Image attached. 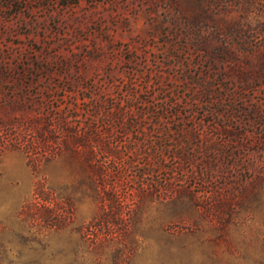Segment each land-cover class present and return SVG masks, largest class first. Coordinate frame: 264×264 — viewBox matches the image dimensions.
I'll return each mask as SVG.
<instances>
[{"label":"rangeland","instance_id":"374dc122","mask_svg":"<svg viewBox=\"0 0 264 264\" xmlns=\"http://www.w3.org/2000/svg\"><path fill=\"white\" fill-rule=\"evenodd\" d=\"M40 116L121 169L0 130V264H264V0H0V121Z\"/></svg>","mask_w":264,"mask_h":264},{"label":"trees","instance_id":"16d2710c","mask_svg":"<svg viewBox=\"0 0 264 264\" xmlns=\"http://www.w3.org/2000/svg\"><path fill=\"white\" fill-rule=\"evenodd\" d=\"M99 109L95 111L98 113ZM143 115V114H142ZM133 120L130 126L124 121V113L122 111L115 112H106V115L102 119L103 125L105 128H117L122 130V133H126L129 129L134 127L135 125L138 127H142L144 123V118ZM59 124L57 126L51 124L49 120L45 117H38L34 120H28L26 122H6L0 121V130H6L5 138L1 141L2 149H7L9 143L13 142V144L18 145L27 152L30 157V163L34 166V168H38L42 163L49 161L51 159H55L61 156L64 153H69L73 157H78L80 154L85 158L87 163L91 165L92 171L97 178L102 179L104 176V167L101 165H97L95 159L99 153L94 144H98L99 150L104 154H110L113 157V161L118 159L122 160V154L116 148H110L109 144L104 142L99 135V127L94 128L92 124L90 125V129L87 131H82L81 129L75 128L73 125L67 123L64 120L59 119ZM18 126L17 128H15ZM96 131V132H95ZM170 132L164 130L160 132L156 137L161 144H165L169 139H172ZM175 136L178 138H184L185 133L183 129L176 130ZM147 135L145 132L142 133V140L137 141L146 143ZM15 141V142H14ZM148 143V142H147ZM135 146V145H134ZM131 146L127 154L130 155L131 159L129 162V166H133L135 164L134 159L138 157L141 153L136 147ZM152 152L148 154L153 156H162L163 148H157L153 146ZM176 154L180 156L184 160H188L189 152L188 150H184L182 148L175 149ZM116 164V161H114ZM114 164L115 169H121L119 164ZM152 167V166H149ZM177 169V168H172ZM145 175H150V173H146ZM114 199V198H112ZM50 207V205H48ZM53 209V208H52ZM53 210H48V216H53Z\"/></svg>","mask_w":264,"mask_h":264}]
</instances>
